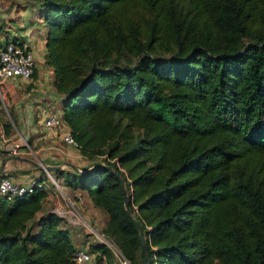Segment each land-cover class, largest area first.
I'll use <instances>...</instances> for the list:
<instances>
[{"label": "trees", "instance_id": "trees-1", "mask_svg": "<svg viewBox=\"0 0 264 264\" xmlns=\"http://www.w3.org/2000/svg\"><path fill=\"white\" fill-rule=\"evenodd\" d=\"M39 8L62 119L79 153L105 162L53 173L106 214L129 264L145 262L114 172L147 264H264V0ZM45 195L0 196V264H73V234Z\"/></svg>", "mask_w": 264, "mask_h": 264}, {"label": "crops", "instance_id": "crops-1", "mask_svg": "<svg viewBox=\"0 0 264 264\" xmlns=\"http://www.w3.org/2000/svg\"><path fill=\"white\" fill-rule=\"evenodd\" d=\"M45 33L39 0H0V39H25L32 48L34 61L29 79H9L8 89L0 94V173L18 182L43 174L25 156V150L13 156L7 154L5 148L14 138L34 148L44 165H60L58 169L67 164L86 165L84 156L73 153L72 146L61 141L55 128L43 125L47 114L61 115L62 111L60 96L52 85V68L44 63ZM73 192L84 195L77 188ZM47 208L48 203H44L43 209Z\"/></svg>", "mask_w": 264, "mask_h": 264}, {"label": "built area", "instance_id": "built-area-1", "mask_svg": "<svg viewBox=\"0 0 264 264\" xmlns=\"http://www.w3.org/2000/svg\"><path fill=\"white\" fill-rule=\"evenodd\" d=\"M33 67V53L28 41L25 39H0V94L8 89L9 79H29L32 75ZM43 125L55 128L60 135L61 141L65 144L77 147V143L67 130V125L61 115L55 113L47 114L43 120ZM28 148L27 142L14 138L7 144L5 150L8 155L13 156ZM34 191H45V200L48 204L51 202L52 205V200H55L52 206H48L49 211L62 218L64 225L69 227L71 234H73V238H75V235L79 237V241L73 240L74 248L71 255L73 264H94L92 260L93 253L89 249V242H87L86 238L106 246L116 264H129L112 240L93 228L90 222L80 215V211L77 209L78 201L80 200L78 193L70 196L50 174H46L45 177L32 176L26 182L14 181L9 176L0 174V196H3L6 200L28 195ZM58 195L61 199L57 198Z\"/></svg>", "mask_w": 264, "mask_h": 264}, {"label": "rangeland", "instance_id": "rangeland-1", "mask_svg": "<svg viewBox=\"0 0 264 264\" xmlns=\"http://www.w3.org/2000/svg\"><path fill=\"white\" fill-rule=\"evenodd\" d=\"M67 130L69 131V129H67ZM70 149H72L73 153H75V152H78L79 153V151L77 150V147L76 148L75 147H70ZM34 151H35L34 148H28V149H26L24 151L25 152V156H27L31 160H34L38 164L44 165L40 161V159L38 157V154L35 153ZM84 159L86 161L85 162L86 165L85 166H76V167H78L79 169H84L86 167H89V165L92 164V163H94V162L105 163L104 162V159H103V155H94V156L87 157V158L84 157ZM69 168H70L69 166H64L63 168H60V169H62V170H69ZM41 170H42V174H43L42 177H45L46 174H50L55 179H58L59 180V183L61 184V186L63 187V190L65 192H67L68 194L69 193H73V194L75 193V192H69V191H72V190H70L68 187H66L63 184V178L62 177L60 178V177H57V176L54 175L53 170H50V171H45L43 169H41ZM83 194L84 195H82L81 193L79 194L80 195V200L78 201V205H77V209L80 211V215L83 218L87 219L90 222V224H91V226L93 228H95L96 230L100 231L102 234H104L105 236H107L106 233H104V231H103V228H104V224L103 223H104V221L106 219V214L102 210H100L96 206H94L92 203H90L89 199L87 197H85V193H83ZM57 198H60V196L58 195ZM46 203H48V202H46ZM53 203H55V200L54 199L52 200V205H53ZM52 205H51V202L48 204V206H52ZM74 237H75L73 239L74 241H76V242L79 241V237L78 236L75 235ZM84 239H85V237H84ZM86 240H87V242H89V244L90 243H93V241H91L90 238H86ZM92 253H93V255H92L93 259L92 260L95 263V252H92ZM99 264H105V262L102 260V261L99 262Z\"/></svg>", "mask_w": 264, "mask_h": 264}, {"label": "water", "instance_id": "water-1", "mask_svg": "<svg viewBox=\"0 0 264 264\" xmlns=\"http://www.w3.org/2000/svg\"><path fill=\"white\" fill-rule=\"evenodd\" d=\"M33 165L37 166L40 169H43L45 171H50V170H54V169H58L60 167V165H42V164H38L37 162H35L34 160L31 161ZM72 170H74L75 172H84L85 170H89L91 168H93L94 166L100 165L99 163L94 164L93 166H89L85 169H79L78 167L72 165V164H67ZM107 169L110 170L109 166H106ZM2 170V166H0V171ZM115 175L118 177L119 183H120V187H121V192H122V196H123V205L126 211L127 216L132 220L133 224L135 225L136 229H137V234H138V238H139V244H140V248H141V252L143 255V259L145 264H147V255H146V250H145V244H144V239H143V234H142V230L140 225L134 220V218L131 216L130 212L128 211L127 208V195H126V190L123 184V180L119 177V175L117 174V172H114Z\"/></svg>", "mask_w": 264, "mask_h": 264}]
</instances>
